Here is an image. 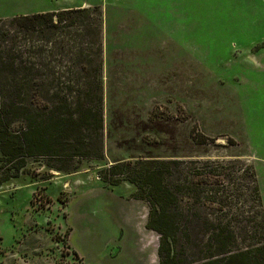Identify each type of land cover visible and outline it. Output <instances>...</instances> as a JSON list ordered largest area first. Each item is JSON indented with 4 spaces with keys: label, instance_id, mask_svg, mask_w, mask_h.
<instances>
[{
    "label": "rangeland",
    "instance_id": "rangeland-1",
    "mask_svg": "<svg viewBox=\"0 0 264 264\" xmlns=\"http://www.w3.org/2000/svg\"><path fill=\"white\" fill-rule=\"evenodd\" d=\"M83 5L101 10V33L14 34L7 25ZM0 20L11 39L1 50L26 61L4 74L28 87L27 103L38 93L42 115L54 104L86 110L88 90L100 95L98 77L104 116L101 137L91 128L73 132L95 139L90 158L57 144L61 156L27 158L18 178L0 185V264H159L161 235L147 229L149 206L134 199L137 187L101 181L106 164L123 161H177L172 175L163 168L167 181L194 183L186 197L195 199L183 198L176 217L194 231L179 232L174 263L210 254L208 236L189 221H229L246 245L264 234L249 190L255 171L264 206V0H0ZM24 113L13 109L12 117ZM212 195L221 204H204Z\"/></svg>",
    "mask_w": 264,
    "mask_h": 264
},
{
    "label": "trees",
    "instance_id": "trees-1",
    "mask_svg": "<svg viewBox=\"0 0 264 264\" xmlns=\"http://www.w3.org/2000/svg\"><path fill=\"white\" fill-rule=\"evenodd\" d=\"M2 23L3 20H0V25ZM7 25L14 30V34L16 32L41 33L46 27L49 29L67 27L82 28L86 32L88 31L90 36L91 29L99 33L102 32L103 17L99 7H80L58 12L15 17ZM80 37L83 39L84 35ZM10 41L11 39L5 31L0 34L1 45L4 46L6 42ZM80 44L82 42L78 40L76 44L78 63L86 60L84 57L86 52L84 45ZM23 64H26V61L21 58V54L13 59L11 49L6 48V51H4L0 48V67L3 68V72H1L0 68V154L3 156L2 160L6 163V166H9H0V170L4 172L0 179V185L13 178H18L26 166L27 158L61 156V151L57 149V144L64 145L66 150L67 146H69L73 150L72 154L74 155L72 156L90 158L91 154L86 147L95 139H90V141H85L81 138L73 139L75 137L73 132L77 128L84 130L91 128L95 131L98 130V136L100 135L101 137L104 130L103 87L100 78L97 77L94 80L96 86L97 84L100 86L98 87L100 91L98 98L95 93L91 96L88 93L90 90L87 92L92 103V106L88 109L78 112L72 110L66 112L63 111L62 107L54 104L51 106V116H45L40 113L41 94L34 93V95H30L32 101L27 103L28 91L26 90L28 87L24 92L23 85L19 79H16V76L9 75L5 77L4 68L8 67L15 71ZM101 66L102 64L99 66L100 69ZM4 79H8L7 85H5ZM25 80L27 81L28 79ZM7 93H10V98L6 97L5 94ZM13 109L22 110L25 113L12 117ZM80 109H82V106ZM18 118L21 119L20 122L22 123V128L19 131L16 127H12L15 124L14 121ZM206 141L208 139L205 137L199 140L200 144H206ZM96 157H98L97 159L103 158L101 155ZM178 164L177 161H123L112 165L106 164V167L100 172L101 181L108 186H119L122 182H129L135 185L137 192L134 195V199L148 204L149 216L146 227L148 230L161 235L159 264H179L174 263L172 258V255L177 250L179 232H184L187 235L194 231L192 227L183 225L185 224L183 220L176 218L179 215L183 216L184 210L179 206V203L184 201L183 198L195 199L192 196L186 197V192L193 188L194 183L192 181L189 183V181L183 179L168 182L166 174L163 172V168H165L172 175V166H177ZM219 167L226 169V165ZM196 173L200 174L199 172ZM221 182L223 183L224 181L219 180V183ZM249 190L257 210L255 218L260 219L259 227L264 232L263 202L255 171L252 172V186ZM214 196L207 198L204 204L215 203V200L216 203L221 204L219 198ZM199 221L195 223L189 221L188 223L191 226H199L204 230V233L209 238L207 249L210 250V254L201 261L186 260L184 264H264V234L262 236L259 235L255 243L246 245L239 241L236 228L233 227L231 222L221 218H204V220L201 218ZM252 232L255 233L254 236L259 234L257 231L252 230Z\"/></svg>",
    "mask_w": 264,
    "mask_h": 264
},
{
    "label": "crops",
    "instance_id": "crops-1",
    "mask_svg": "<svg viewBox=\"0 0 264 264\" xmlns=\"http://www.w3.org/2000/svg\"><path fill=\"white\" fill-rule=\"evenodd\" d=\"M85 5H83L82 7H84ZM67 10H69V9H67ZM263 209H264V206H263Z\"/></svg>",
    "mask_w": 264,
    "mask_h": 264
}]
</instances>
